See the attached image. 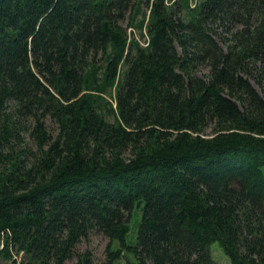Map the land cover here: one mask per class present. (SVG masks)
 Instances as JSON below:
<instances>
[{"label": "trees", "instance_id": "obj_1", "mask_svg": "<svg viewBox=\"0 0 264 264\" xmlns=\"http://www.w3.org/2000/svg\"><path fill=\"white\" fill-rule=\"evenodd\" d=\"M191 2L0 0V264H264V0Z\"/></svg>", "mask_w": 264, "mask_h": 264}, {"label": "rangeland", "instance_id": "obj_2", "mask_svg": "<svg viewBox=\"0 0 264 264\" xmlns=\"http://www.w3.org/2000/svg\"><path fill=\"white\" fill-rule=\"evenodd\" d=\"M200 0H192L191 4L192 6L197 5V3H199ZM149 11V8L144 7L143 11ZM133 14L134 12H132L131 15H129V17L127 18V20L124 22V24L126 26H128L129 28V33L130 36L133 37H137L140 42L143 45H147L148 44V35H147V29L145 28L143 30L144 34L142 35V31L141 29H139L138 27H131L130 23H138L139 20L142 19V14L138 16L137 20L136 19H132L133 18ZM123 71L124 69H122V74L121 77H123ZM199 74L201 76L207 77L209 74V69L206 66H201L200 70H199ZM112 96L111 95H107L109 100L111 102H113L114 107H116V101H115V89H113L112 91ZM116 114L112 113L108 115V119L111 121L116 120ZM212 132V127L208 128V133ZM143 218V212L142 209L140 207H136L134 208L133 212H132V217L130 220V232L127 236V243L128 244H135L137 242V238H138V233H139V227H140V223L142 221ZM110 244V238L103 235L102 233H97L94 232L91 234V236L88 239H83L77 246V250L80 252H84L87 249H90L92 251L93 254V259H94V263L95 264H105L107 262L108 259V246ZM120 247V243L118 241H115L112 245L111 248H118ZM211 250L213 253V256L215 258V260L218 262V264H231L230 261V257L228 256V254L225 252L223 246L221 245V243L219 241H215L212 243L211 245ZM77 258L74 257L70 260L67 261V264H75ZM128 260H136V255L133 252H128L125 251L124 256H122L121 258H119L115 264H127Z\"/></svg>", "mask_w": 264, "mask_h": 264}]
</instances>
